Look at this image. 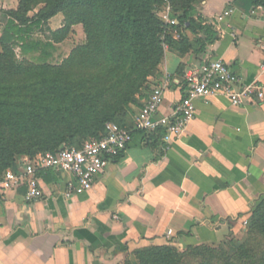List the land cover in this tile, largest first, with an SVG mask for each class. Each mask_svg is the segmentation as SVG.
Listing matches in <instances>:
<instances>
[{
	"label": "crops",
	"instance_id": "1",
	"mask_svg": "<svg viewBox=\"0 0 264 264\" xmlns=\"http://www.w3.org/2000/svg\"><path fill=\"white\" fill-rule=\"evenodd\" d=\"M16 5L0 0V37ZM258 7L254 0H204L195 7L190 16L208 25L216 14L233 12L212 26L215 39L202 50L195 39L206 36L188 32L189 52L164 48L151 78L165 85L158 116H169L184 97L185 73L209 60L220 59L243 84L264 91ZM70 180L54 171L40 176L43 196L34 203L24 200L23 186L0 192V264H137L139 249H185L236 235L264 197V99L240 107L225 98L199 100L177 140L165 144L159 135L134 132L89 191L67 194Z\"/></svg>",
	"mask_w": 264,
	"mask_h": 264
},
{
	"label": "trees",
	"instance_id": "2",
	"mask_svg": "<svg viewBox=\"0 0 264 264\" xmlns=\"http://www.w3.org/2000/svg\"><path fill=\"white\" fill-rule=\"evenodd\" d=\"M29 1L21 0L17 10L7 12L9 19L0 37V180L17 168L21 156L78 148L84 141L75 138H99L109 122L131 128L133 121L123 118L131 107L139 108L138 100H147L149 94L145 97L143 90L152 84L164 48L189 52L186 32L206 36L204 41L195 39L201 50L215 39L212 26L190 16L198 0H39L43 8L32 19ZM166 2L174 11L168 14L174 25L156 15ZM254 4L264 7V0ZM59 14L64 27L52 33L54 40L31 39L34 30ZM77 24L84 27L86 46L61 65L51 66L49 59L65 38V28ZM13 46L31 59L19 63ZM246 225L247 243L231 255L204 245L184 251L174 246L149 247L133 255L137 264H264V197Z\"/></svg>",
	"mask_w": 264,
	"mask_h": 264
},
{
	"label": "built area",
	"instance_id": "3",
	"mask_svg": "<svg viewBox=\"0 0 264 264\" xmlns=\"http://www.w3.org/2000/svg\"><path fill=\"white\" fill-rule=\"evenodd\" d=\"M264 23V7H258ZM228 8L209 21L211 26L225 23L232 14ZM167 24L174 25L176 21ZM177 37V32L173 31ZM264 55V37L259 44ZM183 82L185 94L169 116H158L165 85H157L135 113L131 128L106 123L103 134L96 139L85 140L80 147H63L33 158L25 156L17 162L15 170H8L0 180V192L25 187L24 200L27 203L39 201L42 190L39 174L45 171L67 174L71 180L66 183V193L81 195L89 191L96 178L108 164L120 157L132 141L134 132L159 135L161 141L170 144L177 140L194 119L195 105L199 100L225 98L232 107H240L264 99L263 88L257 83L243 84L240 78L220 59L205 61L189 69ZM170 234V232H168Z\"/></svg>",
	"mask_w": 264,
	"mask_h": 264
},
{
	"label": "rangeland",
	"instance_id": "4",
	"mask_svg": "<svg viewBox=\"0 0 264 264\" xmlns=\"http://www.w3.org/2000/svg\"><path fill=\"white\" fill-rule=\"evenodd\" d=\"M21 0H17V5L16 9L19 7V3ZM202 1L204 0H198V3L196 6H198ZM30 2H32L30 4ZM43 8V4L39 2V0H30L29 5H28V18L32 19L34 16L40 11V9ZM173 9L169 5L168 2H166L164 5H161L160 7L157 8L156 10V15L157 17L164 23H167V16L169 13H171ZM64 27V17L63 15H59L55 20L52 21L50 19L48 22L42 24L41 27L38 29L34 30L32 34L30 35L31 39L33 40H41V41H52L54 40L52 33L56 31H61ZM65 34H64V39L61 40L60 43L56 44V49L53 52V56L51 59H49L50 65H61L62 61L69 58L74 54L76 51H81L83 47L86 46V39L87 35L84 32V27L81 24L73 25L70 26L69 28H65ZM1 51V49H0ZM13 53L17 59V61L20 63L24 60H29L31 59V56H22L20 54V50L17 46H13ZM161 64V63H160ZM160 66V65H159ZM153 73V77L156 74L157 70ZM152 82V79H150ZM156 86L153 84H150L147 88L143 90V95L145 97L148 96V94L155 88ZM131 111L127 113V115L123 118L125 122H132L135 116V113L138 110V107H131ZM118 122V121H116ZM86 138H80L77 137L75 138L76 142H83L85 141ZM71 142V141H68ZM46 154V153H45ZM25 156H21L17 158L16 163L23 159ZM246 222L243 224V231L237 233L236 235L230 233L226 235L222 240L216 243L212 244H206L204 246L209 247L210 249H214L216 251H219L220 253L226 254V255H231L234 250H236L238 247H241L242 245H245L246 238H245V233L247 231V225ZM177 248V247H176ZM180 251H184L185 249H180L177 248ZM253 249V248H252ZM254 250V249H253Z\"/></svg>",
	"mask_w": 264,
	"mask_h": 264
}]
</instances>
